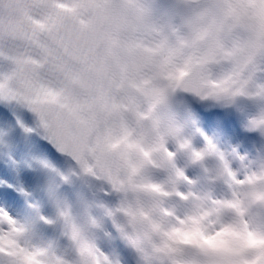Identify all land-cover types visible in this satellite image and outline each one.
Wrapping results in <instances>:
<instances>
[{"label":"clouds","instance_id":"clouds-1","mask_svg":"<svg viewBox=\"0 0 264 264\" xmlns=\"http://www.w3.org/2000/svg\"><path fill=\"white\" fill-rule=\"evenodd\" d=\"M39 12L37 0H0V50L21 46L13 37L29 31L28 15ZM78 13L85 24L69 16L55 39L42 37L69 53L63 75L51 65H23L3 82L20 107L31 109L37 128L63 136L76 158L64 167L40 165L37 188L24 193L17 239L43 250L42 264H96L112 231L141 249L136 264H231L243 244L231 228L246 219L264 232V151L241 154L243 160L232 155L233 171L253 177L233 186L214 153L197 161L180 145L199 139L189 96L226 107L246 99L236 95L240 88L255 92V82H264V0H78ZM185 65L179 83L169 79ZM49 88L59 93L55 102L42 91ZM251 103V130L264 137V97ZM178 171H192V182ZM105 189L111 200L103 198ZM178 190L187 197L178 198ZM236 198L242 215L219 206L226 227L216 235L208 225L210 243L196 236L193 244L173 245L176 253L155 251L153 243L162 241L142 212L167 224L162 208L199 218L205 208L214 211L212 200ZM142 236L149 238L141 243ZM0 264L19 261L0 256Z\"/></svg>","mask_w":264,"mask_h":264},{"label":"snow or ice","instance_id":"snow-or-ice-1","mask_svg":"<svg viewBox=\"0 0 264 264\" xmlns=\"http://www.w3.org/2000/svg\"><path fill=\"white\" fill-rule=\"evenodd\" d=\"M37 7L40 9L39 14H29L27 17L31 26L30 30L21 31L18 37H13L23 41V44L0 50V65L9 66L8 71H0V256L18 260L19 264H42L38 257L43 251L25 248L17 239L20 232L17 217L24 211V193H32L37 188L41 179V164L64 167L66 164L75 163L76 158L63 136L55 131L37 128L31 109L20 107L16 92L13 89H6L3 82L14 77L23 65H31L36 69L51 65L54 74L63 75L66 70L63 57L69 53L62 55L60 46L49 43L42 37L47 35L55 39L61 29L67 28L66 19L69 16L79 24L86 23L79 16L78 0H37ZM189 68L190 65L176 68L168 74L169 79L179 83L188 74ZM260 71H264V68ZM255 88V92L249 91L247 87L240 88L236 95L246 97V99L236 101L233 98L230 103L233 108L226 112L216 111L221 107L220 105L200 102L191 96L187 98V104L196 124L198 122L201 125L209 123L210 126L215 127L226 124L231 128V135L228 137V141L231 142H225L221 150V147H218L213 139L204 135L198 127L197 143L193 144L189 141L182 143L180 147L190 148L197 161L203 160L207 152L214 153L223 163L225 174L230 185L233 186L244 183L245 179L251 181L253 177L245 178L233 171L230 163L232 155L239 156L243 160L244 157L241 154L264 151V137L258 131L251 130V126L255 124L252 116L254 105L251 100L264 97V82L256 81ZM42 91L53 102L59 97L55 89L49 88ZM241 108H243L242 111ZM43 128L47 129L46 123L43 124ZM85 171L95 175V170L91 165H87ZM177 176L185 182H192L190 174L178 171ZM161 191L164 196L172 195L167 191ZM232 192L235 197L234 187ZM175 195L181 199L187 197L186 193L179 190ZM103 198L111 200L113 197L105 189ZM211 203L214 211L205 208L199 218L181 216L167 208H162L160 213L167 217V224L157 222L149 213L142 212L141 215L151 221L153 231L162 241L159 246L153 243L155 251L176 253L179 249L173 245L193 244L196 242V236L210 243L215 236L209 234L208 225L216 229V235L221 234L226 227L221 219L223 211L219 207L221 205L230 206L242 215L238 198L214 199ZM42 219L45 224L52 223L47 215ZM230 230L243 241L242 246L235 252L236 259L231 264H264V232L254 230L246 219H241L239 226ZM148 238L147 236L140 237L141 243ZM140 250L135 245L126 244L115 231H112L111 243L96 253V264H136L137 253ZM178 264H183V262H178Z\"/></svg>","mask_w":264,"mask_h":264},{"label":"rangeland","instance_id":"rangeland-1","mask_svg":"<svg viewBox=\"0 0 264 264\" xmlns=\"http://www.w3.org/2000/svg\"><path fill=\"white\" fill-rule=\"evenodd\" d=\"M233 105H228L226 107L221 106L216 111L219 112H226L229 109H232ZM243 108H241V111ZM198 127H200L201 131L204 133V135L208 136L209 138L213 139L215 143H217L218 147H221V150H223L222 145L225 142H231L228 141V137L231 135V128L228 127L226 124L223 126V130L221 129V126L215 127V126H210L209 123H205L203 125L197 124ZM202 139V138H201ZM186 174H190V178L193 177V172L189 171Z\"/></svg>","mask_w":264,"mask_h":264},{"label":"bare ground","instance_id":"bare-ground-1","mask_svg":"<svg viewBox=\"0 0 264 264\" xmlns=\"http://www.w3.org/2000/svg\"><path fill=\"white\" fill-rule=\"evenodd\" d=\"M223 126H224V125H221V129H222V130H223Z\"/></svg>","mask_w":264,"mask_h":264}]
</instances>
